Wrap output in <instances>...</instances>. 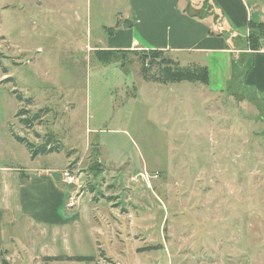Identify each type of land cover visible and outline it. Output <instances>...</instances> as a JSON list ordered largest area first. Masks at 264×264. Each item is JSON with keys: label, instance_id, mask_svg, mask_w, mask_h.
Returning a JSON list of instances; mask_svg holds the SVG:
<instances>
[{"label": "rangeland", "instance_id": "1", "mask_svg": "<svg viewBox=\"0 0 264 264\" xmlns=\"http://www.w3.org/2000/svg\"><path fill=\"white\" fill-rule=\"evenodd\" d=\"M208 4V14L219 17ZM127 6L0 0V167L48 166L56 177L64 167L73 171L65 218L60 205L53 216L79 220L38 231L21 219L13 191L8 234L16 240H8L2 260L264 264V106L245 84L249 42L221 93L201 83L147 81L144 69L161 77L176 67L171 61L186 60L107 50ZM252 29L260 46L264 25ZM21 111L41 120L27 129ZM14 135L36 148L50 139L61 152L33 159ZM20 172L17 179L31 175Z\"/></svg>", "mask_w": 264, "mask_h": 264}, {"label": "crops", "instance_id": "2", "mask_svg": "<svg viewBox=\"0 0 264 264\" xmlns=\"http://www.w3.org/2000/svg\"><path fill=\"white\" fill-rule=\"evenodd\" d=\"M127 1L129 12L123 23L111 33L107 50L153 49L177 54L186 60V65L208 68V87L215 93L225 91L235 77V71L240 69L239 63L238 67L236 64L241 58L239 47L248 46L250 25H264V0ZM208 2L219 17L208 14ZM192 9L208 16L191 15ZM219 19L222 20L220 23ZM252 54L245 84L264 106V41H260L259 50ZM64 169L58 171L56 177L55 170L48 166H37L24 172L14 166L0 167V264L8 240L11 244L16 240L8 234L13 191H17L15 209L30 227L45 232L48 228L78 224L79 220L74 218L63 220L64 201L68 196L60 176ZM16 171L31 175L17 179ZM59 205L63 219L53 216ZM9 236L11 238L7 239Z\"/></svg>", "mask_w": 264, "mask_h": 264}, {"label": "trees", "instance_id": "3", "mask_svg": "<svg viewBox=\"0 0 264 264\" xmlns=\"http://www.w3.org/2000/svg\"><path fill=\"white\" fill-rule=\"evenodd\" d=\"M191 1V0H189ZM207 11V10H206ZM262 25H256V24H251L250 25V33H249V37H248V42H249V48L252 52H256L257 50H259V40H258V35L257 33L252 29L255 27H261ZM105 51H102L101 53H103ZM114 51H107V54L110 55L112 54ZM116 52V51H115ZM117 52H127V53H137V51H117ZM143 54H146L147 51L146 50H142L140 51ZM100 53V54H101ZM150 54L153 55H157V54H164V51H160V50H150L149 51ZM148 53V54H149ZM143 56H147V55H143ZM103 59V58H101ZM109 61V58L107 59V62ZM172 63H174L176 65V67L171 68V67H166L165 69H163V76H152L149 77V75L147 74V70L144 69L145 71H143V75L145 76L144 78L147 81H152V82H156V83H161V84H165V83H181V82H191V83H201L204 85H208L209 82V73H208V68L206 66H198V65H185V66H181L179 61H171ZM169 64V63H167ZM41 112H44L43 110ZM29 113L26 111H21L20 112V117L24 116V118L21 119V124L23 126H25L27 129H32L33 125L35 122L41 120L40 117V113H38L37 115H35V117H33L32 119H30L27 115ZM19 116V113L18 115ZM14 138L20 142L21 144L25 145L27 147V149L30 151L31 153V157L33 159L41 156V155H49V154H54V153H60L61 152V146L57 145V144H53L51 142L50 139L47 140L46 143L42 144L39 147H35L34 144L30 143L29 141H27L24 138L18 137L16 135H14ZM71 156V155H68ZM67 260L69 261H77V262H92L94 259L91 257H69L67 258ZM46 261H60V259L58 257H48L46 259ZM3 264H7V262L5 260H2Z\"/></svg>", "mask_w": 264, "mask_h": 264}, {"label": "built area", "instance_id": "4", "mask_svg": "<svg viewBox=\"0 0 264 264\" xmlns=\"http://www.w3.org/2000/svg\"><path fill=\"white\" fill-rule=\"evenodd\" d=\"M62 181L64 184L73 185L76 182L73 171L65 169L62 171Z\"/></svg>", "mask_w": 264, "mask_h": 264}]
</instances>
